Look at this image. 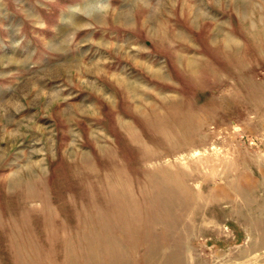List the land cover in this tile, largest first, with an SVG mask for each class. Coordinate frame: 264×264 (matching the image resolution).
Returning <instances> with one entry per match:
<instances>
[{
	"label": "rangeland",
	"instance_id": "rangeland-1",
	"mask_svg": "<svg viewBox=\"0 0 264 264\" xmlns=\"http://www.w3.org/2000/svg\"><path fill=\"white\" fill-rule=\"evenodd\" d=\"M0 264H264V0H0Z\"/></svg>",
	"mask_w": 264,
	"mask_h": 264
},
{
	"label": "crops",
	"instance_id": "crops-1",
	"mask_svg": "<svg viewBox=\"0 0 264 264\" xmlns=\"http://www.w3.org/2000/svg\"><path fill=\"white\" fill-rule=\"evenodd\" d=\"M72 15H74V14H72ZM72 15H71V16H72ZM65 28H66V27H65Z\"/></svg>",
	"mask_w": 264,
	"mask_h": 264
},
{
	"label": "bare ground",
	"instance_id": "bare-ground-1",
	"mask_svg": "<svg viewBox=\"0 0 264 264\" xmlns=\"http://www.w3.org/2000/svg\"><path fill=\"white\" fill-rule=\"evenodd\" d=\"M124 12V11H123ZM120 18V17H119Z\"/></svg>",
	"mask_w": 264,
	"mask_h": 264
}]
</instances>
